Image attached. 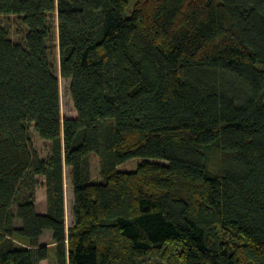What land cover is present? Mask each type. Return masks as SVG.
Segmentation results:
<instances>
[{"label": "trees", "instance_id": "16d2710c", "mask_svg": "<svg viewBox=\"0 0 264 264\" xmlns=\"http://www.w3.org/2000/svg\"><path fill=\"white\" fill-rule=\"evenodd\" d=\"M133 1L0 0V264H264V0Z\"/></svg>", "mask_w": 264, "mask_h": 264}, {"label": "rangeland", "instance_id": "374dc122", "mask_svg": "<svg viewBox=\"0 0 264 264\" xmlns=\"http://www.w3.org/2000/svg\"><path fill=\"white\" fill-rule=\"evenodd\" d=\"M136 2L133 1L131 7ZM0 21L10 30L11 39L14 43H21L23 38L27 34V29L22 26L20 23L19 17L16 16H7L0 17ZM52 21L54 25V33H55V43H58V30H57V20L52 16ZM53 62L58 67L59 66V54L58 49H54L53 53ZM70 85L71 82L60 78V94H61V110L63 119H71L77 117V112L70 95ZM31 136L32 142L34 145V149L40 159H47L51 154V143L45 140H42L38 133L35 130V127L31 128ZM142 162L141 159H133L121 166H119V170L123 172H133L137 169L138 165ZM39 187L37 190V210L41 214H45L47 212V193L45 186V178L38 177ZM92 180L94 182L102 181V172L100 159L96 156L92 158ZM65 206H66V224L67 227H70L72 224V211L74 206V191L72 182L70 179V171L68 168H65ZM41 246H47L49 248V259L41 262L40 264H59L58 260V252H57V244L53 242L51 231L45 232L44 236L41 239ZM147 264H165L159 258L150 259Z\"/></svg>", "mask_w": 264, "mask_h": 264}]
</instances>
